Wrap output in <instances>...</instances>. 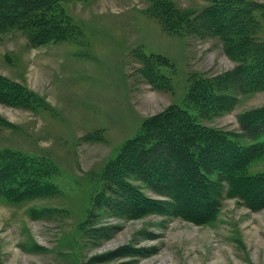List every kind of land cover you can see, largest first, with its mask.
I'll use <instances>...</instances> for the list:
<instances>
[{"label":"rangeland","instance_id":"1","mask_svg":"<svg viewBox=\"0 0 264 264\" xmlns=\"http://www.w3.org/2000/svg\"><path fill=\"white\" fill-rule=\"evenodd\" d=\"M215 1H74L64 5L67 40L35 46L22 32L0 34V79L15 91L0 96V159L26 157L33 166L8 177L31 193L0 191V264H264V157L246 169L258 182L230 192L223 180L217 213L197 220L166 204L123 215L122 191L110 181L114 160L144 123L185 105L196 79L239 65L220 35L181 20L204 19ZM240 1L253 7L242 47L261 52L264 0ZM149 59L158 81L147 76ZM24 89L35 95L29 106L19 103ZM229 92L234 105L199 121L241 133L246 144L239 120L264 107V90ZM129 182L148 199L171 200L164 184Z\"/></svg>","mask_w":264,"mask_h":264},{"label":"trees","instance_id":"2","mask_svg":"<svg viewBox=\"0 0 264 264\" xmlns=\"http://www.w3.org/2000/svg\"><path fill=\"white\" fill-rule=\"evenodd\" d=\"M74 1L84 0H0V34L22 32L35 46L67 40L70 21L65 17L64 5ZM215 2L204 13V19L193 22L184 17L181 20L187 23V28L204 32L211 30L220 35L226 53L238 59L239 65L232 72L211 81L197 82L196 79L185 105L172 106L151 118L144 123L142 132L125 145L114 160L116 164H112L114 171L109 173L110 181L122 191V195L119 192L122 199L118 208L123 215L159 211L166 204L174 208L176 215L197 220L205 210L209 212L207 216L217 213V197L221 195L219 190L223 180L229 182L230 192L233 187L238 191L241 188L248 191V185L258 182L260 176L248 174L246 169L250 163L264 157V107L240 117L246 144L240 142L241 133L207 127L199 121L202 115L222 112L227 106L234 105L236 96L229 91L248 93L264 90V46L261 52L260 49L245 51L242 47L245 27L249 22L253 25V19L250 17L248 20L253 7L240 0ZM153 65L150 59L147 60L145 69L150 71L147 76L158 81ZM14 92L12 84L0 79V96H13ZM20 94L23 102L19 103L26 106L35 96L26 89ZM151 159L156 163L145 161ZM28 161L26 157L14 156L0 159L2 193L10 198L31 193L24 189V183L14 188L8 181V177H17L23 168H33ZM130 177L141 178L157 188L164 184L171 200L159 202L148 199L129 182ZM21 182L19 179V184ZM47 190L44 187L41 193ZM244 198L249 200L251 207H259L251 203L255 202V196Z\"/></svg>","mask_w":264,"mask_h":264}]
</instances>
